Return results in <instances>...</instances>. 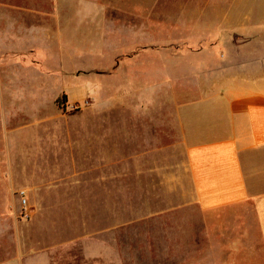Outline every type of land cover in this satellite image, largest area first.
Here are the masks:
<instances>
[{"label":"crops","instance_id":"crops-1","mask_svg":"<svg viewBox=\"0 0 264 264\" xmlns=\"http://www.w3.org/2000/svg\"><path fill=\"white\" fill-rule=\"evenodd\" d=\"M94 1L77 5L98 6L97 0ZM160 1L153 0V4ZM51 3L59 12L60 0H0L1 65L19 66L18 61L10 60L14 59L11 54L19 51L34 54L39 49H59L62 41L54 40L58 41L61 35L37 33L35 25L36 9ZM207 3L211 4L212 0ZM209 25L194 26L190 38L195 45L189 42L187 62L180 67L181 52L172 56L173 78L154 85L151 101L142 89L127 91L133 102L135 93H140L138 109L126 111L131 121L141 120L142 126L133 127L130 121L125 132V153L118 156L113 149L107 163L97 158L89 165L66 166L64 161L68 156L64 149L76 145L61 142L64 136L67 138L69 128L61 125L62 120L53 114L35 124L13 125L12 118L19 109L12 103L21 99L13 93L16 85L7 83L11 87L8 90L11 106L0 130V215H10L19 209L20 191L25 192L29 215L27 222L3 221L0 216V264H69L98 258L99 226L91 228L83 222L74 236L48 242L33 234L54 208L44 203L48 195L59 189L65 193L78 190L85 185L89 174L95 175L91 182L97 186L106 182L115 186L119 183L117 175L121 166L128 191L132 182H144L154 191L142 197L174 198L181 201L177 206L180 212L200 215L198 221L189 216L188 237H172L171 244L164 245L166 253L155 255L157 262L264 264V33H244L238 26L214 27L215 33H210ZM228 47L232 56L224 60L221 51ZM156 50L158 54L162 48ZM21 60L25 62L24 58ZM40 61L50 65L51 58L43 54L30 57L23 69L26 75ZM28 76L25 85L45 83L41 77ZM155 96L160 103L156 120L153 109L146 104L154 103ZM24 99L43 100L41 94ZM53 100L60 108L59 98ZM23 125L31 126L21 131L40 132L31 139L24 156L40 159L37 165H49L52 159L58 164L53 170L37 167L36 173L20 176L7 167L8 134H4V126L9 130ZM167 138L171 140L169 143L164 142ZM111 194L115 197L114 191ZM75 206L81 208L79 203ZM71 220L75 222L74 218ZM197 223L202 237L197 234ZM91 231L93 234H89ZM76 242H80L81 255L69 252Z\"/></svg>","mask_w":264,"mask_h":264},{"label":"rangeland","instance_id":"rangeland-1","mask_svg":"<svg viewBox=\"0 0 264 264\" xmlns=\"http://www.w3.org/2000/svg\"><path fill=\"white\" fill-rule=\"evenodd\" d=\"M85 1L90 0H60L59 12L52 3L38 6L37 33H51L54 37L60 34L54 42L61 40L62 45L59 49H39L34 54L25 50L12 53L14 59L10 60L18 61L19 66L0 64V130L11 106L8 99L11 87L7 83H13L16 85L13 93L21 99L12 103L19 109L12 118L13 125L35 124L52 116L60 118L61 125L69 128L67 138L64 136L61 142L76 145L64 149L68 156L64 163L70 168L89 165L97 158H103L107 163L113 149L118 156H123L125 132L131 121L127 111L138 109L140 105V93H135L133 102L127 91L142 89L151 101L154 85L173 78L172 56L181 52L180 67L187 62L189 42L195 45L190 38L194 26L203 27L208 23L210 33H215L214 27L228 29L232 26L242 28L244 33H264V0H212L211 4L207 0H161L159 4H153V0H97L98 6L77 5L85 4ZM157 47L162 48L160 54L155 53ZM41 54L51 58L50 65L40 61L26 75L23 69L30 57ZM221 54L224 60L228 59L232 56L231 48H224ZM19 58H24L25 62ZM181 71L185 73L184 68ZM28 74L41 77L45 83L25 85ZM35 94H41L43 100L24 99ZM56 97L59 104L65 102L60 108L54 103ZM157 98L155 96L154 103H146L147 108L153 109L154 120L160 109ZM140 121L132 120L131 125L141 127ZM30 126H15L9 130L4 126L3 129L4 134H8L7 167L20 176L36 173L37 167L49 171L58 165L52 159L49 165H37L40 159L37 163L24 156L31 139L40 134L35 129L21 131ZM170 141L164 140L165 143ZM120 171L117 175L119 183L115 186L111 182L97 186L91 182L95 175L89 174L85 177V185L78 190L65 193L59 189L48 195L44 203L54 208L44 217L33 237L45 242L64 239L74 236L80 224L86 222L88 227H100L98 258L69 264H172L171 261L157 262L155 255L166 253L164 245L166 242L171 244L172 237L187 238V219L191 216L198 221L200 215L188 214L186 210L180 212L177 206L181 201L174 198L142 197L144 193L154 191L144 182H132L128 191L122 166ZM113 191L115 197H112ZM19 197V209L10 215L1 214L3 221H28L26 204L23 206ZM77 203L81 208H76ZM195 228L202 237L198 223ZM75 244L69 247V252L81 255L80 242Z\"/></svg>","mask_w":264,"mask_h":264},{"label":"built area","instance_id":"built-area-1","mask_svg":"<svg viewBox=\"0 0 264 264\" xmlns=\"http://www.w3.org/2000/svg\"><path fill=\"white\" fill-rule=\"evenodd\" d=\"M19 195L21 196V204H22L23 206H25V204H26V199H25V197H24L25 193H24L23 191H21V192L19 193Z\"/></svg>","mask_w":264,"mask_h":264},{"label":"trees","instance_id":"trees-1","mask_svg":"<svg viewBox=\"0 0 264 264\" xmlns=\"http://www.w3.org/2000/svg\"><path fill=\"white\" fill-rule=\"evenodd\" d=\"M58 104H59V102H58ZM65 104V102L63 103V104H59V106H62V105H64Z\"/></svg>","mask_w":264,"mask_h":264}]
</instances>
